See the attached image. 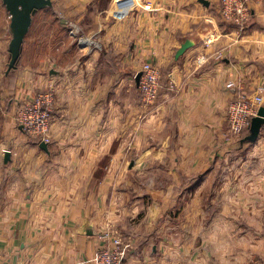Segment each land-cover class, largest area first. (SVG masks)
Returning a JSON list of instances; mask_svg holds the SVG:
<instances>
[{
    "label": "crops",
    "instance_id": "crops-1",
    "mask_svg": "<svg viewBox=\"0 0 264 264\" xmlns=\"http://www.w3.org/2000/svg\"><path fill=\"white\" fill-rule=\"evenodd\" d=\"M206 1L52 0L6 73L0 0V264H94L108 230L129 264L264 257V133L225 140L227 106L263 83L264 0H245L244 26ZM44 23L53 30L39 35ZM143 61L162 79L147 109L134 80ZM48 84L44 150L13 113Z\"/></svg>",
    "mask_w": 264,
    "mask_h": 264
},
{
    "label": "built area",
    "instance_id": "built-area-1",
    "mask_svg": "<svg viewBox=\"0 0 264 264\" xmlns=\"http://www.w3.org/2000/svg\"><path fill=\"white\" fill-rule=\"evenodd\" d=\"M220 17L222 21L244 26L251 18V11L245 0H219ZM138 89L141 104L151 107L155 104L160 90V74L157 66L144 62ZM232 85L227 83V87ZM46 93L37 92L32 98L23 101L13 113L14 122L29 136L48 143L51 125L54 88L50 84ZM264 104V79L254 95H241L232 100L226 110V125L228 142L240 143L245 130H248L250 120L257 114L258 108ZM261 130L264 132V123ZM99 245L95 251L94 264H129L124 259L123 241L113 231H104L98 235ZM256 264V263H252ZM257 264H264L257 263Z\"/></svg>",
    "mask_w": 264,
    "mask_h": 264
},
{
    "label": "water",
    "instance_id": "water-1",
    "mask_svg": "<svg viewBox=\"0 0 264 264\" xmlns=\"http://www.w3.org/2000/svg\"><path fill=\"white\" fill-rule=\"evenodd\" d=\"M10 18L9 33L10 39L8 42V62L6 65V73L16 69L21 50L23 47L24 37L27 34L32 23L33 16L42 9L50 8L53 5L52 0H1ZM202 4L207 5L206 0H199ZM193 41L186 39L176 50L174 58L177 59L184 51L192 46ZM141 73L135 74L134 80L138 86ZM264 123V104L258 108L257 114L250 120L248 133L241 138L240 144L253 143L256 141L262 124ZM39 146L47 150V143L39 142ZM89 234H91L89 232Z\"/></svg>",
    "mask_w": 264,
    "mask_h": 264
},
{
    "label": "rangeland",
    "instance_id": "rangeland-1",
    "mask_svg": "<svg viewBox=\"0 0 264 264\" xmlns=\"http://www.w3.org/2000/svg\"><path fill=\"white\" fill-rule=\"evenodd\" d=\"M50 20H52V18L50 19ZM251 20V19H250ZM33 27V26H32ZM53 27L51 26V25H49V24H46V23H44L43 25H41V26H38V28H37V30H35V31H38V34L40 35V34H48V32H51L53 29H52ZM32 29V28H31ZM144 62H147V61H143V62H141V64H140V67H141V65H142V63H144ZM150 63V62H149ZM151 64H153V63H151ZM18 65V64H17ZM154 65V64H153ZM156 66V65H155ZM158 68V67H157ZM159 69V68H158ZM159 74H160V71H159ZM159 84H160V86H162V79H161V75H160V79H159ZM49 85V84H48ZM45 86V87H43L42 89H40L39 90V93H46L47 92V90L49 89V86ZM50 86H51V84H50ZM140 93V92H139ZM36 94V93H35ZM22 102H20V103H17L16 104V106H15V109L21 104ZM140 103H141V95H140ZM141 107L143 108V109H147V107L146 106H143L142 104H141ZM52 111H53V106H52ZM14 120V119H13ZM51 122H52V115H51ZM17 125V124H16ZM261 132H263L262 130H260ZM264 133V132H263ZM227 135H228V129H227V134H226V137H227ZM29 137H31V136H29ZM32 139H36V138H33V137H31ZM225 140H226V138H225ZM36 141H37V139H36ZM39 141V140H38ZM51 141V137H49L48 138V142H50ZM227 141V140H226ZM47 143V142H46ZM246 147H248V146H246ZM126 153H128V155H126L124 158H125V161H124V166H127V164L129 165H131V163L133 164V156L131 155V151H127ZM127 163V164H126ZM113 233H115V234H117V235H119L120 236V238H121V240L123 241V239H122V237H121V235L119 234V233H117V232H114L113 231ZM262 262H264V257L263 258H252V260H251V262L249 263V264H252V263H262Z\"/></svg>",
    "mask_w": 264,
    "mask_h": 264
},
{
    "label": "trees",
    "instance_id": "trees-1",
    "mask_svg": "<svg viewBox=\"0 0 264 264\" xmlns=\"http://www.w3.org/2000/svg\"><path fill=\"white\" fill-rule=\"evenodd\" d=\"M247 130L244 131V133L246 132Z\"/></svg>",
    "mask_w": 264,
    "mask_h": 264
}]
</instances>
